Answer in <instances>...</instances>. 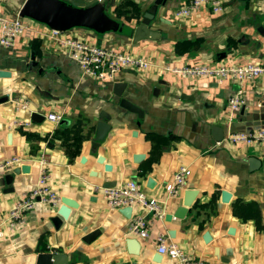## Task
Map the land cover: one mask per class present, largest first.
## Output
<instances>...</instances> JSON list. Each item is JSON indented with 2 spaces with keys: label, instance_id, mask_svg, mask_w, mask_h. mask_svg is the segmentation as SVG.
<instances>
[{
  "label": "crops",
  "instance_id": "crops-1",
  "mask_svg": "<svg viewBox=\"0 0 264 264\" xmlns=\"http://www.w3.org/2000/svg\"><path fill=\"white\" fill-rule=\"evenodd\" d=\"M24 1L0 0V10L15 17ZM67 1L89 5L97 0ZM154 1L113 0L109 12L128 26L126 33L69 31L152 61L147 70L124 69L111 81L83 76L68 52L42 32L19 37L12 46L0 44V162L21 159L0 170V264H35L44 251L66 253V264H175L159 251L160 233L207 264H264V142L233 144L225 139L229 129L264 125V119L255 116L264 108V76L219 84L213 78L164 70L166 64L264 62V0H229L220 13L203 7L186 17L174 13L186 0H166L157 6L151 23L162 37L133 42L130 28L141 22ZM117 81L126 82L124 95L144 109V119L120 105ZM240 87L245 103L229 121L228 101ZM35 110L45 118L35 121ZM51 112L62 113L61 120L50 119ZM101 119L112 128L95 144ZM215 125L223 127L221 140L214 138ZM99 155L105 162L98 161ZM43 157L48 160V185L59 201H38L18 227L3 224L21 197L38 186ZM251 157L259 159L256 168ZM106 163L111 170L105 169ZM23 165H29V171L21 169L10 181L5 179V173ZM181 165L191 174L179 195L167 196L166 185ZM130 180L165 209L163 218L152 219L146 238L130 234L129 225L139 215L151 218L148 210L132 205L127 216L125 206L110 207L101 189L106 181L122 185ZM191 185L199 192L186 216L168 220L166 215L177 210ZM224 189L231 192L229 201L222 199ZM63 196L78 206L56 227L52 217ZM95 231L94 238L85 239ZM128 237L139 240L137 253L130 251Z\"/></svg>",
  "mask_w": 264,
  "mask_h": 264
},
{
  "label": "built area",
  "instance_id": "built-area-1",
  "mask_svg": "<svg viewBox=\"0 0 264 264\" xmlns=\"http://www.w3.org/2000/svg\"><path fill=\"white\" fill-rule=\"evenodd\" d=\"M229 0H186L181 6L175 9L176 17H186L203 7H209L214 13L223 11L226 2ZM62 31L32 20L21 17H9L0 10V44L12 46L19 37H31L42 32L46 39L54 41L64 48L69 57L76 61L82 68V75L89 76L98 81L107 82L115 79L117 74L128 68L147 70L151 67L152 61L145 57L136 55L131 51L122 50L113 46H107L91 42L85 38L78 37L69 32ZM164 70L189 77H209L219 84H224L229 79H235L240 83L251 82L259 76H264V62L246 63H216V64H166ZM245 103L244 89L240 87L228 101L229 121H232L234 113ZM63 114L59 112L48 113V117L54 121H60ZM21 124L28 125L30 121H21ZM225 139L233 144H247L264 142V127L251 130L229 129ZM19 157H13L0 162V170L10 168L19 162ZM43 168L40 172L38 186L29 194L23 195L17 204L3 219L11 227H18L25 221V213L34 207L38 201H45L56 204L59 196L48 185V172L46 157L42 158ZM191 170L186 165H181L176 171L173 179L166 185L167 196H177L186 185L187 177ZM103 195L112 208L128 205H142L151 215L137 216L129 225V233L143 238L150 234L151 221L154 218H163L165 209L160 201L150 197L136 180H130L125 184L111 187H102ZM3 232L0 230V235ZM158 248L162 253H167L176 260L175 264H207L203 259L187 254L176 242L168 241L165 233L157 235Z\"/></svg>",
  "mask_w": 264,
  "mask_h": 264
},
{
  "label": "water",
  "instance_id": "water-1",
  "mask_svg": "<svg viewBox=\"0 0 264 264\" xmlns=\"http://www.w3.org/2000/svg\"><path fill=\"white\" fill-rule=\"evenodd\" d=\"M246 2L247 0H242ZM166 0H155L154 5L150 7L143 15L141 22L135 27L130 28L129 36L132 38L133 42H137L144 38H150L153 40H158L162 37L161 31L152 28V21L156 17L157 6L164 4ZM113 4V0H97L95 3L89 5H76L67 0H25L19 10V15L21 17L30 18L37 22L43 23L50 28L66 31L73 28H86L95 31L99 34H105L109 32L126 33L128 26L120 19L114 17L110 14L109 8ZM262 27H260L261 29ZM127 84L124 81H117L114 83L115 92L121 96L120 105L131 112L137 113L138 117L142 120L145 116V111L142 107L132 102L129 98L124 95V90ZM7 100L8 97H4ZM35 121H41L45 116L39 111H33L31 114ZM261 119H264V108L261 109L255 115ZM141 120L138 122L141 123ZM259 127H264L261 125ZM258 127V128H259ZM112 125L106 120H99L96 125V136L95 144H99L104 141L110 132ZM253 129V128H252ZM251 130V129H248ZM214 138L216 140H221L224 137L223 127L215 125L213 127ZM137 131L134 132L136 134ZM86 157L84 156L83 159ZM98 161L100 163L105 162L103 155H99ZM251 167L256 168L259 165V159L251 157L250 159ZM29 171V165H23L21 168L15 167L13 170L5 173L4 177L7 181L13 179V172L18 173L19 170ZM106 170H111L112 165L109 163L105 164ZM116 181H106L104 187L115 186ZM198 190L195 185H191L184 192L183 202L174 213H168L166 218L171 220L174 216L177 218H184L195 201L198 194ZM231 198V192L224 189L222 191L223 201H229ZM62 204L57 210V214L52 217L53 222L56 227H60L63 220L68 219L71 213V208L77 207L78 202L67 196L61 197ZM123 212L130 216L132 212V206L128 205L123 208ZM235 228L231 227L229 229L230 233H234ZM173 233V232H172ZM98 231L89 233L86 235L85 239L89 240L95 237ZM205 241H210L211 235L207 231L204 235ZM127 245L131 252L137 253L139 250V240L135 237H128ZM218 250V249H216ZM223 261H227L226 257L221 258ZM68 261V255L64 252L59 251H44L37 255V260L35 264H66Z\"/></svg>",
  "mask_w": 264,
  "mask_h": 264
}]
</instances>
